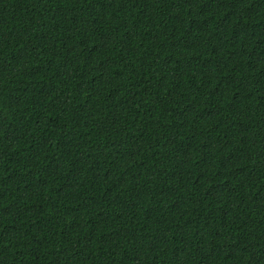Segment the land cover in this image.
<instances>
[{"label":"trees","instance_id":"trees-1","mask_svg":"<svg viewBox=\"0 0 264 264\" xmlns=\"http://www.w3.org/2000/svg\"><path fill=\"white\" fill-rule=\"evenodd\" d=\"M0 264H264V0H0Z\"/></svg>","mask_w":264,"mask_h":264}]
</instances>
